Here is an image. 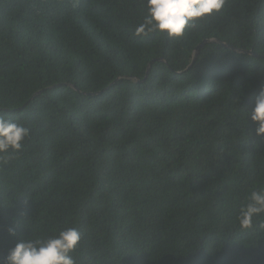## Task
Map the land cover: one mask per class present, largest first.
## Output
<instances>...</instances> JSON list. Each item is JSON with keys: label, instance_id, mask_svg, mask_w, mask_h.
Listing matches in <instances>:
<instances>
[{"label": "trees", "instance_id": "1", "mask_svg": "<svg viewBox=\"0 0 264 264\" xmlns=\"http://www.w3.org/2000/svg\"><path fill=\"white\" fill-rule=\"evenodd\" d=\"M146 14L145 0H0V116L30 130L0 158V259L75 227L76 264H264V213L237 219L264 190L248 119L264 0H225L178 38L137 36ZM208 38L254 54L207 42L187 68Z\"/></svg>", "mask_w": 264, "mask_h": 264}, {"label": "clouds", "instance_id": "2", "mask_svg": "<svg viewBox=\"0 0 264 264\" xmlns=\"http://www.w3.org/2000/svg\"><path fill=\"white\" fill-rule=\"evenodd\" d=\"M225 0H145L147 14L135 31L137 36L158 32L168 37H181L186 27L195 20L219 13ZM248 119L255 123V134L264 136V90L255 98ZM30 130L21 124L0 116V158L7 160L9 153H18ZM264 213V190L252 191L248 203L241 206L237 217L241 229L253 227L254 218ZM264 227V225H261ZM9 235L16 236L14 228ZM82 233L75 227L60 230L58 234L29 239H18L0 264H76L70 255L77 248Z\"/></svg>", "mask_w": 264, "mask_h": 264}, {"label": "water", "instance_id": "3", "mask_svg": "<svg viewBox=\"0 0 264 264\" xmlns=\"http://www.w3.org/2000/svg\"><path fill=\"white\" fill-rule=\"evenodd\" d=\"M207 42H214V43H220L226 47H230L231 49L237 51V52H241V53H251L254 54V51L252 49H244V48H240V47H236L234 45H232L231 43L224 41L222 39H218V38H208V39H204L202 40L194 49V54H193V59L192 62L188 65L187 68H189L196 60L198 53L200 52L201 48L207 43ZM162 59V58H160ZM154 62V60H152L149 65H148V69H147V74L149 73L150 69H151V65ZM40 92V91H39ZM38 92V93H39Z\"/></svg>", "mask_w": 264, "mask_h": 264}]
</instances>
